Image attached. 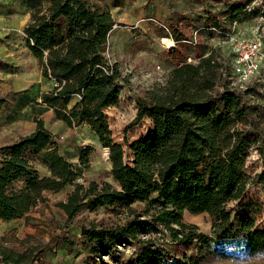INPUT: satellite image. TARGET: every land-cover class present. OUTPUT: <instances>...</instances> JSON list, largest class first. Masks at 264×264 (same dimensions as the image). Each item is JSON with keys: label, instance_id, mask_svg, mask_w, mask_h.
Here are the masks:
<instances>
[{"label": "trees", "instance_id": "obj_1", "mask_svg": "<svg viewBox=\"0 0 264 264\" xmlns=\"http://www.w3.org/2000/svg\"><path fill=\"white\" fill-rule=\"evenodd\" d=\"M252 0L227 4L220 16L211 14L209 28L241 22L254 11ZM211 13V12H210ZM225 17V18H223ZM116 20L107 2L50 0L31 8L25 42L37 59L42 76L55 86L42 94L55 117L68 127L86 124L108 149L114 182L76 183L90 168L91 146L80 150L74 164L61 154L53 132L36 119V129L0 147V219L28 216L47 202V194L74 189L58 206L69 218L81 210L105 209L117 221L82 227L88 251L85 264H217L248 262L264 257V229L256 226L249 202L228 208L247 191L245 171L251 150L264 155V140L244 127L252 105L247 94L232 87L217 92V67L211 53L198 64L181 63L167 84L138 97L137 120L148 117L154 130L125 145L117 142L106 111L119 104L128 83L117 61L107 52ZM182 24L168 21L172 37L182 40ZM4 99H0V108ZM49 174L41 175L37 165ZM264 178V171L260 174ZM137 203H146L139 208ZM185 210L207 213L213 234L185 222ZM167 236L175 246L169 254L157 243ZM0 237V264H32L43 247L24 249ZM121 245L134 247L125 257ZM110 256L109 260L105 257Z\"/></svg>", "mask_w": 264, "mask_h": 264}, {"label": "rangeland", "instance_id": "obj_2", "mask_svg": "<svg viewBox=\"0 0 264 264\" xmlns=\"http://www.w3.org/2000/svg\"><path fill=\"white\" fill-rule=\"evenodd\" d=\"M107 2L116 24L110 35L107 52L117 61L128 78L118 105L106 111L114 139L125 145L147 137L154 130L148 117L137 120L138 97L149 90L163 88L173 69L187 62L198 64L202 58L214 54L217 67V92L228 87L232 75L237 46L256 36L264 43V0H252L251 9L257 12L244 17L241 22L230 23L224 19L223 26L209 28L211 14L220 16L227 4L236 0H98ZM50 0H0V147L15 142L36 129L40 118L49 128L63 154L70 162L79 165L80 150L91 146L90 168L76 183L90 181L114 182L111 176L109 151L99 137L86 124L68 127L55 117L53 109L42 102V94L50 91L55 82L42 76L37 59L25 42V26L33 6H47ZM211 12V13H210ZM225 18V17H223ZM182 24L185 35L182 40L172 37L168 21ZM174 40L169 47L165 39ZM191 60H189V57ZM160 66V69L157 66ZM259 75L249 85L247 99L252 105L250 118L244 127L254 129L264 140V60ZM41 175L47 169L36 164ZM245 171L248 187L241 200L232 201L228 208L234 210L239 204L249 202L256 213V226L264 229V155L256 148L251 150ZM74 185L60 192L47 194V202L28 216L13 220L0 219V237L7 236L9 245L24 249L31 245L43 247L40 259L32 264H85L88 251L82 238V227L96 224H111L117 221L105 209L90 212L83 209L73 218L58 206L65 201ZM144 208L146 203H137ZM185 222L195 224L199 231L211 236L213 221L209 214L183 213ZM169 254L175 252L167 236L159 235L157 241ZM125 257L133 255L134 247L121 245ZM111 257L106 256L109 260ZM162 264H176L166 259ZM217 264H264V257L248 262L219 261Z\"/></svg>", "mask_w": 264, "mask_h": 264}, {"label": "built area", "instance_id": "obj_3", "mask_svg": "<svg viewBox=\"0 0 264 264\" xmlns=\"http://www.w3.org/2000/svg\"><path fill=\"white\" fill-rule=\"evenodd\" d=\"M248 10H251L250 5ZM237 52L232 64V75L227 86L246 93L250 90L249 85L256 79L263 67L264 43L258 36L241 41L237 46ZM188 59L191 60L190 57ZM157 68L160 69V66L158 65Z\"/></svg>", "mask_w": 264, "mask_h": 264}, {"label": "bare ground", "instance_id": "obj_4", "mask_svg": "<svg viewBox=\"0 0 264 264\" xmlns=\"http://www.w3.org/2000/svg\"><path fill=\"white\" fill-rule=\"evenodd\" d=\"M165 44L169 47H174L175 46V42L174 40L170 39V38H166L165 39Z\"/></svg>", "mask_w": 264, "mask_h": 264}, {"label": "water", "instance_id": "obj_5", "mask_svg": "<svg viewBox=\"0 0 264 264\" xmlns=\"http://www.w3.org/2000/svg\"><path fill=\"white\" fill-rule=\"evenodd\" d=\"M110 153V152H109ZM82 178H79V180H81Z\"/></svg>", "mask_w": 264, "mask_h": 264}]
</instances>
